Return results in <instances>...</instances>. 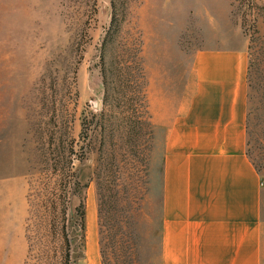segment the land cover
I'll list each match as a JSON object with an SVG mask.
<instances>
[{
    "label": "rangeland",
    "instance_id": "rangeland-1",
    "mask_svg": "<svg viewBox=\"0 0 264 264\" xmlns=\"http://www.w3.org/2000/svg\"><path fill=\"white\" fill-rule=\"evenodd\" d=\"M235 37L264 219V0H0V264H155L157 93Z\"/></svg>",
    "mask_w": 264,
    "mask_h": 264
},
{
    "label": "crops",
    "instance_id": "crops-1",
    "mask_svg": "<svg viewBox=\"0 0 264 264\" xmlns=\"http://www.w3.org/2000/svg\"><path fill=\"white\" fill-rule=\"evenodd\" d=\"M248 53L195 50L155 99V264H264L261 173L247 152ZM178 92V93H177Z\"/></svg>",
    "mask_w": 264,
    "mask_h": 264
}]
</instances>
